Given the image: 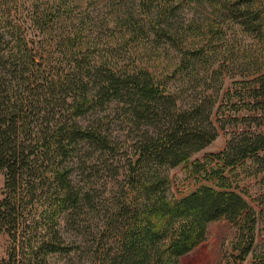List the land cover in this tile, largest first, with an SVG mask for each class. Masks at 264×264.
I'll use <instances>...</instances> for the list:
<instances>
[{
  "label": "trees",
  "instance_id": "1",
  "mask_svg": "<svg viewBox=\"0 0 264 264\" xmlns=\"http://www.w3.org/2000/svg\"><path fill=\"white\" fill-rule=\"evenodd\" d=\"M21 1L28 13L14 20ZM148 1L157 5L150 21L130 17L131 32L106 36L68 29L70 13L55 0H0V235L8 240L0 264H54L55 255L71 264H182L220 220L240 226L239 254L226 264H264L258 213L227 176L248 161L264 172V130L236 133L217 164L192 167L199 174L215 163L206 173L218 188L170 196L165 170L227 129L225 118L214 119L224 84L216 97L196 93L210 50L168 26L180 4ZM194 2L230 11L234 26L264 42L256 0ZM169 43L178 60L160 77L151 61ZM225 67L217 72L230 73ZM244 82L250 97L241 100L260 110L264 63Z\"/></svg>",
  "mask_w": 264,
  "mask_h": 264
},
{
  "label": "rangeland",
  "instance_id": "2",
  "mask_svg": "<svg viewBox=\"0 0 264 264\" xmlns=\"http://www.w3.org/2000/svg\"><path fill=\"white\" fill-rule=\"evenodd\" d=\"M61 6V11L70 13V20L66 27L74 31L90 30L108 36L111 33L119 34L131 32L133 25L125 27L130 17L135 23H146L152 19L157 5L144 3L142 0H55ZM163 3L167 0H162ZM258 6L263 8L264 0H256ZM176 8L175 17L171 18L168 26L174 30H180L189 40L191 46H207L210 50L208 59L202 63L201 78L195 84L196 93L206 95H217L218 82L222 78L224 90L220 93L217 101L214 119L223 117L226 119L227 129L220 131L217 140L210 146L195 154L191 160L176 169H167L165 174L170 179V196L176 199L188 195L202 185L218 188L216 179L207 175L211 168L218 169L215 156L225 151L229 141L240 132L253 130H264V105L255 103L253 105L244 103L242 97H250L247 93L249 86L244 78L262 66L264 63V42L254 39L253 35L244 33L238 26H234L235 15L226 10L223 14L219 12V6L208 3H196L194 0H174ZM15 4V2H14ZM42 5V4H41ZM166 7L168 4L165 3ZM159 6V5H158ZM43 7V5H42ZM218 8V9H217ZM28 13L26 3L18 2L11 8L14 20L24 21ZM152 14V15H151ZM148 18V19H147ZM57 26H61L58 22ZM65 25V24H64ZM174 25V26H173ZM31 31V29L29 30ZM209 40V41H208ZM170 45V46H169ZM173 44L164 45L167 51L161 49L155 51L156 56L151 61L154 70L160 77L171 72L176 67L178 60ZM161 56H159L158 54ZM242 63L243 66L232 65L231 61ZM226 63V71L230 73L217 72L221 64ZM234 67V69H233ZM233 69V70H232ZM215 70V71H214ZM214 71V72H213ZM168 80L175 83L179 79L168 76ZM177 81V82H178ZM203 82L206 85L199 86ZM210 86V87H209ZM247 93V94H246ZM239 127V129H238ZM242 128V129H240ZM202 173L192 174L191 170L195 164H209ZM228 173L231 178L232 188L245 196L252 208L258 213L260 222L259 244L255 247L257 254L264 250V172H257L251 161L231 169ZM210 172V171H209ZM230 172V170H228ZM3 186V175L0 173V199ZM240 233V226L227 220L211 223L208 227L206 240L197 246L192 252L182 258V264H226L233 261V256L239 254L235 249ZM8 240L5 235H0V260L5 257ZM54 264H71L70 258L64 255L53 256ZM251 257L241 264H249Z\"/></svg>",
  "mask_w": 264,
  "mask_h": 264
}]
</instances>
